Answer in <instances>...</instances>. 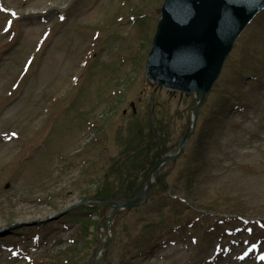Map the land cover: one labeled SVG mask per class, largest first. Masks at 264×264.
Here are the masks:
<instances>
[{
    "label": "rangeland",
    "instance_id": "1",
    "mask_svg": "<svg viewBox=\"0 0 264 264\" xmlns=\"http://www.w3.org/2000/svg\"><path fill=\"white\" fill-rule=\"evenodd\" d=\"M164 4L0 0V264H264V10L195 119L147 76Z\"/></svg>",
    "mask_w": 264,
    "mask_h": 264
},
{
    "label": "water",
    "instance_id": "2",
    "mask_svg": "<svg viewBox=\"0 0 264 264\" xmlns=\"http://www.w3.org/2000/svg\"><path fill=\"white\" fill-rule=\"evenodd\" d=\"M212 6L206 0H165L147 63L150 79L172 89L199 91L197 113L218 78L235 40L264 7V0H225V9L219 13ZM234 12L240 14L236 24L231 19ZM198 20L207 22L208 31L198 30L195 25ZM189 135L188 129L177 155L156 162V172L161 164L182 154ZM139 198L126 206L141 204ZM98 263L95 261V264Z\"/></svg>",
    "mask_w": 264,
    "mask_h": 264
},
{
    "label": "bare ground",
    "instance_id": "3",
    "mask_svg": "<svg viewBox=\"0 0 264 264\" xmlns=\"http://www.w3.org/2000/svg\"><path fill=\"white\" fill-rule=\"evenodd\" d=\"M206 1H209L210 3H212L213 4L212 8L217 9L218 10V13L219 12H223L224 9H225V6H224L225 5V0H214V1L213 0H206ZM236 9L238 10V7H236ZM237 16H240V14L239 13H235V12L233 13V15H231V19H232V22H234V24H236V22H237ZM195 25L198 28V30L208 31L207 22L204 21V20H198V21H196L195 22ZM196 94H197L198 97L200 96V92L199 91H196ZM196 113H197L196 107L195 108H192L191 115L194 116V115H196ZM143 197L145 198V195L144 194H143V196H140V198H139L138 201L139 202H142L143 201L142 200ZM100 253H101V251L98 252V254L96 256L98 259L101 257L100 256Z\"/></svg>",
    "mask_w": 264,
    "mask_h": 264
},
{
    "label": "trees",
    "instance_id": "4",
    "mask_svg": "<svg viewBox=\"0 0 264 264\" xmlns=\"http://www.w3.org/2000/svg\"><path fill=\"white\" fill-rule=\"evenodd\" d=\"M156 144H158V139H157V141H156ZM160 155H163V154H160ZM160 155H159V156H160ZM159 156H157V158H158ZM157 158H156V159H157ZM156 159H155V160H156ZM111 197H112V195H111ZM111 197H110V198H111ZM105 199H106V198H105ZM100 200H101V201H104V200H102V199H100ZM85 209H92V210H94V209H95V204H92V206L85 207Z\"/></svg>",
    "mask_w": 264,
    "mask_h": 264
}]
</instances>
